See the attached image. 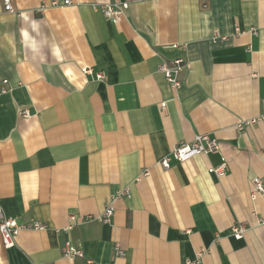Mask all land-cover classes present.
Masks as SVG:
<instances>
[{
    "label": "crops",
    "instance_id": "1",
    "mask_svg": "<svg viewBox=\"0 0 264 264\" xmlns=\"http://www.w3.org/2000/svg\"><path fill=\"white\" fill-rule=\"evenodd\" d=\"M71 1L39 12L43 0H12L8 12L0 0V208L48 225L10 248L0 235V264H185L199 251L201 264H264V194L251 198L264 124L236 128L262 110L264 0ZM121 2L117 22L93 9ZM178 56L188 70L173 87L160 66ZM199 134L219 152L160 165ZM223 160L224 175L208 171ZM125 188L110 223L84 220ZM67 241L85 258L64 256Z\"/></svg>",
    "mask_w": 264,
    "mask_h": 264
},
{
    "label": "built area",
    "instance_id": "2",
    "mask_svg": "<svg viewBox=\"0 0 264 264\" xmlns=\"http://www.w3.org/2000/svg\"><path fill=\"white\" fill-rule=\"evenodd\" d=\"M203 2V6H207L209 0H201ZM4 8L8 12H15L12 5V0H3ZM71 0H43V2L38 7L39 12H43L45 9L49 7H57V6H66L71 5ZM129 4L127 2L121 3H104V4H93V9L100 11L109 21L117 22L122 16L125 14L126 9L128 8ZM20 14V13H19ZM253 33H257L256 29L252 30ZM220 37L222 40H225L226 36H217ZM171 47L179 48L177 44L172 45ZM84 73H92L93 69L90 66H84L82 68ZM160 70L165 74L166 80L173 86L178 87L181 85L180 75L181 73L188 70V63L184 57L178 56L173 59V66H169L166 62L161 64ZM98 79H103L104 74L98 73ZM8 80H4L2 88L0 89V94L7 92L5 84ZM165 106V103L162 104ZM21 115L23 117H29L30 113L28 110H22ZM262 123L264 124V99L262 100V110L261 112L250 118H242L238 120L236 124V128L239 132H245L250 127ZM220 143L217 138L210 136L209 134H199L195 137L192 143L186 142H179L172 150L171 154L164 157L160 160V165L164 169L170 168V161L172 159L177 160L178 162H185L197 155L200 154H210L219 152ZM228 164L226 160H223L217 166L209 167L208 171L210 173H214L217 176H222L228 170ZM150 174L149 168H145L142 170L141 176H148ZM140 179V177H139ZM253 190L251 192V198L254 200L256 199L258 194H264V183L263 180L259 177H255L252 180ZM131 191L129 188H125L116 194L111 196V199L106 203L102 213L97 216H86L84 220H93L97 219L101 222L110 223L115 212L116 207L114 205V200L126 197H131ZM256 221L259 224H264V214H259L254 212ZM79 221L78 217L74 214L69 215V224L64 228L65 231L72 229V227ZM48 228V225L42 223L37 220H33L31 222L20 223L17 218L8 216L5 211L0 208V235L2 242L6 248H10L15 245V237L21 230L24 229H35V230H45ZM246 231L245 223L235 224L231 227V233L236 238H242L244 232ZM63 255L70 258L81 257L85 258L84 250L81 247H77L73 245L70 241L65 243L63 248ZM127 255L126 250L123 248L120 242H114V256L116 259L125 258ZM204 252L199 251L194 258H189L186 260L185 264H201ZM87 263H91V260L86 259Z\"/></svg>",
    "mask_w": 264,
    "mask_h": 264
}]
</instances>
